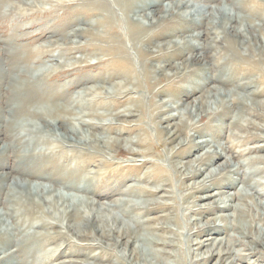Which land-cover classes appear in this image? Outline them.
I'll return each mask as SVG.
<instances>
[{"label":"bare ground","instance_id":"obj_1","mask_svg":"<svg viewBox=\"0 0 264 264\" xmlns=\"http://www.w3.org/2000/svg\"><path fill=\"white\" fill-rule=\"evenodd\" d=\"M167 2L168 4L165 5L164 3ZM189 2L190 0H32L33 6L29 8L35 12L42 11V6L48 5V14L55 15L56 9H60L62 13L70 16L72 23L87 27V29L79 27L80 29H75L74 32L63 34L64 37L72 35L85 39L84 43L73 41L67 46L73 49H78L79 46L96 47L98 56L96 64H105L113 73L107 74L108 80H121L120 83L113 84L114 95L107 99L104 106L114 105L117 109L123 101L118 103L116 98L124 99L127 96L131 98L129 106L122 111H115L112 116L115 120L138 117L137 121L141 126L143 123L148 126L150 132L146 128L142 129L143 133L136 140L127 141L125 145L129 143L140 148V151L129 148L127 155L133 158L137 156L150 158L145 160L141 167L148 164L153 170L144 172L138 178V181L140 180L145 186H130L125 193L142 200L140 204H130L119 199L97 206L89 199L68 196L50 186L23 184L21 180L13 178L8 173L11 168H5V165L0 163V181L6 182L0 185V227L4 226L1 228L0 246L15 248L12 253L2 256L0 262L13 257L18 248L20 249L24 244L27 245L30 241L33 243L32 247L28 246L29 248L20 250L21 254H27L28 257L34 251L46 249L58 238L68 241V235H72L75 237L74 243H77V241L88 242V239L96 235L99 242L109 244L110 241H114L113 245L124 248L127 255L120 254L118 257L125 259L127 264H241L242 261L247 259L253 261L254 258L255 263L264 264V203L258 201L260 196H264V183L246 184L248 192L243 188L239 191L240 193L231 194L227 189H232L234 184H222L221 180L226 173L238 175L240 172L239 180L244 184L246 177L244 168L247 166L250 168L253 163L264 162V157H250L255 152L264 151V145L245 148L248 143L264 142V101L254 103L255 101L250 100L249 103L246 96L241 97L235 91L245 93L253 99L264 96V0H242L240 3L229 0L230 8L217 5L213 9L210 5L216 0H204L203 10ZM206 10V14L201 13ZM238 10L257 20L259 24H255L250 18L238 17L236 14ZM157 13L159 16L156 19ZM215 14L219 16L218 21L221 19V22L213 26L218 32L214 35V39H210V42L226 40L228 43L226 55L236 59L238 64H235L230 57L223 59L218 65L207 66L209 65L207 62H205L206 67L198 65L195 69H199L200 72L225 74V77H215L214 74V77L202 79L203 83L197 84L196 81H199L200 75L193 72L196 78L189 80V83H193L194 86L188 92L175 83L174 79H179L180 82L187 81L184 78L185 74H180L186 72L192 62L197 64L201 63L200 59L206 60L204 52L211 48L207 42L209 39L205 40L203 45L200 44L201 39L197 35L190 40L183 39L182 46H180L181 42L180 44L169 42L163 46H156L157 52L145 51L144 47L155 45L164 37L174 38L188 28L194 29L197 22H200L201 29L209 30L211 26L208 20L215 18ZM205 21L207 23L203 24ZM182 24L186 30H183ZM95 30H97L96 33H94ZM238 38L241 42L237 41ZM253 45L255 50L252 49ZM244 51L249 54H242ZM0 52H3L2 48ZM45 52L48 53V50L45 49ZM25 53L26 59L35 54L32 49ZM184 54H188L189 59L184 58ZM131 55L147 63L138 70L136 69L138 67L132 63ZM173 58H184V60L171 65L169 62ZM155 60H158L159 65L149 64L150 61ZM0 63L4 64L5 61L2 60ZM6 75V72L0 68L1 86L4 84ZM25 81L27 83L24 87L21 85L13 89L12 97L14 98L15 95L22 99L16 105L17 110L13 113L7 109V106L5 111H0V137L3 136V139H0V160L8 161L17 157L20 159L17 162L18 165L34 170L36 165L31 166L28 159L36 161L42 157L46 158L45 153L40 155L34 151L35 145H43L47 140L46 135L42 133V127L53 129L57 123L66 119H70L69 123L72 125V129L63 130L67 139L71 140L70 148H76L77 145L84 148L94 143L99 150L106 147L108 151L121 152L122 142L119 139L83 133L84 128H79L75 122L94 130L101 126L86 123L85 119L80 118L82 115L78 117L77 113V115L72 114L59 105L49 104L44 97L39 98L29 93L27 87H32L34 90L35 88L28 79ZM205 82L209 86L208 90H205ZM228 85L233 86L234 89L224 91L223 88L229 87ZM196 89L205 91L200 96H196ZM132 94H138V97L132 98ZM168 94H172L171 100H161ZM39 104L46 106L43 108L38 106V109L35 105ZM231 105L240 112L234 120L229 117L234 113L228 116L220 115V113L231 112L233 109ZM4 114L6 118L3 117ZM21 117L30 118L34 120V123H29V120L27 123H18L17 120ZM91 117L89 116V119ZM94 117L96 116L93 114L92 118ZM218 117L227 122L225 131L206 124L207 121ZM97 118L105 117L99 115ZM9 121L13 122L5 133L4 127ZM228 128L237 130L232 135L242 140L220 145L216 139L226 135ZM205 130L213 132L215 136L208 141L200 139L196 141L204 135ZM247 130L261 132V135H251ZM242 133L244 136L240 137ZM174 144L175 147L172 146ZM20 148L26 149L27 154L17 156L15 150ZM159 148H163V152L160 153ZM46 159L51 163L56 160V156L51 155ZM176 159H180L176 162L180 163L173 165L171 161ZM181 159L184 161L189 159V161L181 162ZM158 160L161 163L156 162ZM163 163L169 164V168ZM101 164L110 166V163L106 161ZM16 168L14 171H17L15 172L18 176L32 175L30 171L26 173ZM108 170L104 175L108 174ZM135 170L133 169L134 172ZM109 171L111 173L114 170ZM252 173L256 176L261 174V170H255ZM78 181L83 184L82 187L74 188L78 192L87 194L88 190H93L90 187L95 183L94 180L87 178ZM177 181L179 183L175 184ZM73 187L74 185H68L65 189ZM214 189H218L219 193L217 194L216 191L211 193ZM180 190L185 195L177 196L176 193ZM225 190L227 192H224ZM162 192L173 193L170 204L164 202L155 204L152 200L145 199L148 196L160 195ZM219 195L220 198H218ZM177 200L180 204L184 201L186 205L184 212L180 210L179 204L178 207H174ZM152 205H155V208L151 207ZM23 206L25 209L21 212L20 208ZM119 208L124 209V216L134 225L139 224L140 221L138 222L136 218L139 216L146 214L149 216L159 210H172V213L154 219L159 222L152 229L161 236L157 242H147L134 234L133 228L116 215L115 211ZM213 211L230 213L214 216L201 223L204 214L213 215ZM6 217L13 221L11 226L6 224ZM29 218L33 219L28 221ZM89 228L93 231L85 232ZM53 229L58 231L49 233ZM81 230L85 231L81 233ZM229 231L237 236L229 237ZM205 236L209 237L204 238ZM181 241H184V246L180 244ZM155 243H158L157 245H160L162 249L148 250L150 254L145 255L141 245L146 244L153 248ZM108 244L105 246L107 247ZM63 245L69 248L82 246L69 242ZM96 245L103 249L101 244L96 243ZM180 246L185 247L186 253L178 250ZM175 247L178 249L176 250ZM4 254L5 251L0 248V255ZM40 255L43 260L51 262V258L58 254L55 250H51L44 251ZM115 256L117 257V253ZM118 257L116 262L124 264ZM100 258V255H95L91 259L94 261ZM32 262L37 264L35 261ZM18 264L26 263L21 260ZM59 264H69V261Z\"/></svg>","mask_w":264,"mask_h":264},{"label":"rangeland","instance_id":"obj_2","mask_svg":"<svg viewBox=\"0 0 264 264\" xmlns=\"http://www.w3.org/2000/svg\"><path fill=\"white\" fill-rule=\"evenodd\" d=\"M184 1H187V0H184ZM228 1L229 0H216L215 3L210 5V8L213 9L217 5L230 8L228 6L229 5ZM235 1L237 3H240L242 0H235ZM164 4L166 5L168 4V2ZM189 4L194 5L195 7L201 8L202 10L204 9L203 8L204 0H190ZM31 6H33L32 0H0V48L3 49V52H0V61L2 60L5 61L4 64L0 63V68L3 71H5L7 74L5 77L3 86L0 85V98L2 97V99L0 100V111L1 110L5 111V108L7 106H8L7 109H10V111H13V113L17 110L16 105L18 104V102H21L22 99L17 98L15 95H14V98L12 97L14 94L13 89L21 85L24 87L25 84L27 83V81L25 80L28 79L29 82H32L33 87L36 90L35 91L32 87H27L28 88L27 90L29 93H32L36 97H39V98L40 96L44 97L47 99V101H49V104L59 105L65 108L66 110L70 111L72 114L77 113L78 115L77 114L76 115L78 117L82 115L80 118L83 120L85 119L84 121H86V123L97 124L101 126V128L94 130L86 126H83V125L82 126L78 125V122H75L77 126H79V128L80 127H82L81 129L84 128L83 133L88 132L90 133V135H94V136L96 135L98 137L101 136V137L119 139L122 142L123 148L121 147L120 153H117L115 151H108L106 147L105 149L103 148L99 150L95 147L94 143H90L89 144L90 146L88 145L87 147H84V148L81 145L75 146L76 148H70L69 141L71 140L69 138L67 139V136L64 134L63 130L68 129V128L72 129V125L69 123L70 119H66L59 124L57 123V126L53 127V129H49L47 127L44 128L42 126H39V127H42V130H43L42 133L43 135L44 134L46 135L45 137L47 140L46 142H44L43 145L42 144L35 145L34 151L40 155H43L45 153L46 158L48 156L55 155L56 160L54 162H51V163L47 162V159L43 157L36 161H33V159H28L31 162V166L36 165L34 170H28L26 166L18 165L17 162L20 159H18L17 157L14 159H9L8 161L7 159L5 160L2 159L0 160V163L5 165V168L7 167L11 168V171L8 173H10V175L13 178H16L17 180H21L23 184L28 183L33 186L34 185L50 186L52 189L62 194H65L68 196H74V197L76 196L77 198L82 197L84 198V200L89 199L91 200V202L94 203V205H97V206L103 203L108 204L112 201L119 200V199L130 202V204L132 203L140 204L142 200L136 199L131 195L129 196V193L127 194L125 193L128 191L130 186H145L144 184L140 182V180L138 181V178L141 177L144 174V172L151 171L153 170V168L148 164H145L143 165V167H141L143 162L145 160H150V158L148 157L139 158L138 156L133 158V156L127 155L129 148L132 149L133 151H140L141 149L138 147H134L131 144L129 145V143L128 145H125V144L127 143V141L136 140V138L143 133L142 129L144 128H146L150 132V130L147 128L148 126L145 125L144 123L141 126V124H139V122L137 121L138 117L125 118L121 120H115L113 118L112 114L115 111H118V112L122 111L127 106H129V104L131 103L129 102L131 98L128 96L125 97L124 99L116 98V100H118L117 101L118 103L123 101L119 105V108L117 109L115 108L114 105L104 106L105 102H107V99L113 97L112 95H114L113 94L114 92L113 84L120 83L121 80L120 79H114L113 81L110 79H109L110 81L108 80L107 74H110V73L113 74V73L109 68L105 66V64H96L97 62L96 57H98L96 47L79 46L78 49H73L67 46V44L73 41L84 43L85 39L78 38L77 36L73 37L72 35H67L66 37H64L63 34L68 33V32H74L75 29H80L81 27H83L82 29L84 28L87 29V27L84 25L83 26L78 25L75 22L72 23L70 16H67L66 13H62L60 9H56V14L52 15V14L47 13V10L49 9L48 5H43L42 11L40 12H35V10H31L29 8ZM201 13L206 14L207 10ZM232 14H234V12ZM236 14L238 15V17L250 18L255 24H259L257 20L249 17L246 13H244L241 10H238ZM158 16H159V13H157L155 18L157 19ZM214 16L215 18H213L212 20H208V23L211 26L210 29L208 28L209 30H206V28L201 29L200 22L196 23L194 29L188 28L187 30H186V27L184 28V25L182 24L181 27L183 28V30H186V31H183V33L178 34L174 38L164 37L158 40V42L155 45H149L147 47L146 46L144 47L145 51H149V52L156 51L157 52L156 46H159V45L163 46L169 42L174 43V44H180L181 42L180 46H182L183 39L190 40L191 38H194L195 36L199 35L201 39L199 40V42L200 44L204 45L205 44L204 41L209 39V41L207 42L209 45H211V48L213 49L210 48L204 52V57H206V60L200 59L201 63H197V64L192 62L189 65V69L186 72L180 74V75L185 74L184 78H186L187 81L180 82L179 79H174L175 83H178L182 88L186 89V91L188 92H190V89H192L194 86L193 83H189L190 79L196 78L193 72L195 73L197 72L200 75L199 81L198 82L196 81L197 84L203 83V81H201L202 79L214 77L215 73L209 74V73H203V71L200 72L199 69L196 70L195 68H197L198 65L205 66V62L209 64L207 66L218 65L222 62L223 59H228L231 57V56L226 55L227 54L226 47L228 45L226 40L220 39V41H218L217 43L210 42V39H214L215 37L214 35L216 34V32H218L213 26H217L218 23L221 22V19H219L218 21L219 16L217 14H215ZM206 23L207 21H205L203 24H206ZM96 32L97 30L94 31V33ZM237 41L241 42L239 38L237 39ZM92 43H94V41H92ZM254 48H255V45L252 46V49ZM31 49L33 50L35 54L31 56V58L26 59L25 52ZM45 49L48 50V53L45 52ZM163 51L166 53L165 49ZM41 53H43V55ZM242 54L247 55L249 54V52L244 51ZM52 56H54V58ZM131 56L133 60L132 63L134 64V66L138 67L136 68L138 70H140L142 65L147 63L145 61L141 62L140 59L139 60L136 59L135 57H133V55ZM189 57L190 56L188 54H184V58L189 59ZM184 58L182 59L173 58V59H170L169 63H171V65H175L176 63L182 62ZM232 60L235 64H238L236 59H235L236 61L234 60V58H232ZM150 62L149 64H152L153 66L159 65L158 60L150 61ZM201 68L202 67H200V69ZM167 69L169 70L171 68H167ZM167 69L165 70L166 73L168 72ZM217 76L225 77V74L216 73L215 77ZM101 79L102 80L105 79V80L102 81ZM204 86H205V90L209 89V86H207L206 82L204 83ZM228 86L229 87L227 88L226 87L223 88V90L227 91V90L234 89L233 86L231 85H228ZM95 87L97 88L95 89ZM100 88H103V90H99ZM205 90L200 91L199 89H196L195 91L196 96H200L201 94L204 93ZM235 91L241 97L243 95L246 96L248 98L249 103H250V100L255 101L254 103L264 101V96H262L261 98L258 97V98L253 99V98L248 97L245 93H242V92L238 93L239 91L237 90ZM131 97L137 98L138 94L137 95L132 94ZM171 99H172V94H168L167 96L161 98V100H165V101L171 100ZM38 106L39 108H43V106H46V105L45 104L43 105L39 104L37 106L35 105V107L37 108ZM232 108L233 109L231 110V112L220 113V115L225 114L228 116L231 113H234L231 116H229L230 118H232V120H234L235 118L238 117V114H240V112L238 111V109L234 107ZM93 114L96 117L92 118ZM99 115L100 116L102 115L105 118H97ZM5 116L6 114L3 115L4 118H6ZM89 116H92V117L89 119ZM28 120H29V123L30 122L34 123V120L30 118H26V117H21L17 121L18 123H23V122L27 123ZM194 120H197V118H194ZM12 122L13 121H9L5 124V127H4L5 133H7L5 130H7L8 126ZM202 122H205V121H202ZM206 124L213 126L215 128L217 127L220 130H224V131L225 129H227V122H225V120L220 117H218L217 119L207 121ZM234 130L235 129L228 128L227 134L223 136L224 138L218 137L216 139L218 143L220 145H225L226 142H238L242 140L232 135L233 133L237 132V130L235 131ZM247 131L248 133L254 136L261 135V132L249 131V130ZM212 133L213 132L205 130L204 135L198 138L196 141H198L199 139L208 141L209 139L215 136ZM243 134L244 133H242L239 136L243 137L244 136ZM154 138L156 140V135ZM0 139L1 140L3 139L2 135ZM263 145H264V142L248 143L245 145V148L257 147V146L259 147ZM172 146L175 147L176 145L174 144ZM15 151H16L17 156L18 155L24 156L27 154L26 153L27 150L24 148H20ZM159 152L160 153L163 152V148H159ZM252 156L254 158L255 157L262 158L264 157V151L262 150L258 153L255 152L254 154H251L250 157ZM89 157H91V159H89ZM105 161L110 163V166L108 165L109 167L103 166L101 164L102 162H105ZM177 161H180V159H176L171 162L173 165H175V164L180 163V162L176 163ZM185 161L187 162L189 161V159H186ZM185 161L181 159V162H185ZM156 162L161 163L160 160ZM163 164L166 165L167 168H169L170 166L169 164H165V163ZM250 166H251L250 168H248V166L244 168V171L246 172L244 184H242L241 181L239 180L240 176L238 175L240 174V172L238 173V175L233 174V173H230V174L226 173L224 177L221 178L222 184H228V185L230 183L234 184L232 189H227L229 193L233 194L235 192H239L243 188L244 190H247L248 192V188L246 187V184L257 185L260 183L261 184L264 183V162L255 163V164L253 163ZM15 167H17L19 171H23L26 173L30 171L32 175L30 177L18 176V174H16L17 171L16 170H15L16 172L14 171ZM110 168L114 170L111 173L109 171L111 170ZM133 169L134 170L136 169L135 172L133 171ZM259 169L261 170V174H258L255 176L252 172H254L255 170H259ZM107 170H108V174L104 175V173H106ZM87 178L95 181V183L90 187L93 190H88L89 192H87L86 194L84 192L80 193L74 189L75 187L83 186V184H81V182L78 180L87 179ZM178 183H179L178 181L175 182V184H178ZM3 184H6V182L0 181V185H3ZM68 185H74V187L72 189H69V188L65 189ZM227 190H225L224 192H227ZM214 191H216L217 194L219 193L218 189H214L211 193H213ZM172 194L162 192L160 195L148 196L145 199L152 200V202L155 204L160 203V202L170 204L171 203L170 197L173 196ZM176 195L183 196L185 195V193H183L182 190H180L176 193ZM159 197L162 200L159 199ZM220 197L221 196L219 195L218 198ZM175 200H176V196H175ZM258 201L263 204L264 196L263 195L260 196L258 198ZM183 202L182 204H180L177 200L175 202L174 207H178V204H179L180 210L184 212L183 210H185L184 208L186 207V205ZM81 205L83 208L85 207L83 203ZM151 207L155 208V205H152ZM22 209H25L24 206L23 208L22 207L20 208L21 212H22ZM123 210H124L123 208H119L117 211H115L116 215H118L119 218L121 217V219H124V221L133 228L134 234L140 236L142 239H145L147 242L148 241L157 242L159 241L160 236H161L159 233H156L154 229H152L153 227H156L159 222V221H154V219H157L161 216L172 213V210H168V211L159 210L154 214H150L149 216L147 214L144 216H139V217H136L138 219V222L140 221L139 224L134 225L132 221L130 223L127 217L124 216L125 212ZM121 211L123 212V214ZM228 213L230 212L223 213V212L213 211L212 213L213 215H211L210 213H205L201 220V223H204L206 220L214 216H219L220 214L228 215ZM6 219H7L6 224H9L11 226L13 221L9 219L8 217H6ZM32 219L33 218H29L28 221ZM182 224H183V221H182ZM1 228H4V226L0 227V233L2 232ZM56 230L57 229L50 230L49 233L53 234L56 232ZM82 231H85V230H81V233H83ZM88 231L92 232L93 230L89 228L85 232H88ZM228 234H229V237L237 236L236 234L234 235L232 231H229ZM93 236L95 237V239L94 237H92L88 239V242L77 241V243H74L75 237L72 235L71 236L68 235L69 237V239L67 238L68 241L58 238L56 242L54 241L46 249L44 250L40 249L39 251H34L30 255V257H28L27 254H21L20 250L27 249L29 248L28 246L32 247L33 243L30 241L27 245L24 244L22 245L20 249L18 248L16 250V253L13 255V257H10L6 260L3 259L4 261H1L0 264H18L19 261L21 260H23L26 264H33L32 261H35L37 264H59L64 261L65 262L69 261V264H73L72 262H77L78 264H118L116 262L118 261L117 260L118 255L120 254L127 255V251L124 248L122 247L120 248L119 246L113 245L115 243L114 241H110L109 244L108 242L102 243L97 240L96 235H93ZM207 237L209 236H205L204 238H207ZM68 242L70 244H79L82 246H79L77 248H71V247L69 248V247H66L67 245H63V243L67 244ZM96 243L101 244V247L105 250L103 249L101 250L98 247L99 245H96ZM107 244L108 246L106 247L105 245ZM157 244L153 248H150V246H147L146 244L141 245L143 249V253L148 256L150 254L148 250H152V249L161 250L162 249L161 246ZM180 244L182 246L185 245L184 241H181ZM182 246H180L179 249L175 247V249L176 250L178 249L181 253H183L185 252L184 251L185 247H182ZM0 248L3 251H5V254L0 255V258L2 256L7 255V253L8 254L12 253L15 249L14 246L4 247V248L0 246ZM51 250H55V252H57L58 255H55L54 257H52L50 260L51 262H47L43 260L41 258L42 255H40V253L44 251L45 252L51 251ZM116 253H117V257L115 256ZM95 255H100L101 258L93 261L91 258ZM33 258H35V260H33ZM254 259L253 261L247 259L246 261H242L241 264H247V262H250V264H257L254 262ZM124 260L119 258L120 262L127 264L125 263Z\"/></svg>","mask_w":264,"mask_h":264}]
</instances>
